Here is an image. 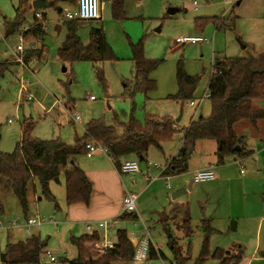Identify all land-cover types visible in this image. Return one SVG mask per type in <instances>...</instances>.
Here are the masks:
<instances>
[{
	"label": "rangeland",
	"instance_id": "obj_1",
	"mask_svg": "<svg viewBox=\"0 0 264 264\" xmlns=\"http://www.w3.org/2000/svg\"><path fill=\"white\" fill-rule=\"evenodd\" d=\"M33 1L0 0V22L2 18L13 19L15 9L20 6L25 9L31 8L27 9V20L32 21L37 12L28 6H31ZM48 1H55L54 7L38 11L45 15L46 19L42 20L45 28L43 39L40 40L43 55L39 58L36 68L38 71L36 80L28 76L32 83L28 88L32 101L21 99L20 84L13 70L11 74H6L0 79V151L3 153H12L20 142V126L24 121H28L26 125H33L32 136L37 140H63L68 145L74 143L76 135L83 134L84 127L92 119H104L108 125H113L114 114L123 121L130 114L140 121L144 120L146 115L157 118L168 116L176 121L182 113L177 122V129L186 130L190 123L198 120L201 115L209 114L210 103L207 99L198 109L191 108L189 102L195 101L198 105L199 100L207 95L213 58L252 56L259 60L264 59V0H196L198 3L196 8L193 6L194 0H122L124 14L119 21L112 18V0H104L103 9L107 10V19L100 22H84L78 33L82 43L87 44L90 28L102 26L107 43L120 60L106 62L102 66L89 62L70 64L61 61L58 50L63 48V44L57 39V33L53 32V28L59 26L64 29L62 40L67 39L68 29L63 25V13L59 14L57 9L75 14L77 3L74 6L60 0ZM170 9H177L179 12L169 17L167 14ZM199 18H217L224 24L232 26L226 30H216L211 26L198 32L194 24ZM53 20L55 21L52 22ZM58 21L59 24L56 23ZM27 24L29 25L25 22L21 29L27 27ZM158 29L160 32H156ZM5 34L3 27L0 29V59L13 61L14 55L8 46L17 43V35H11L6 39ZM185 37H205L212 42L201 45L176 44L177 39ZM140 40H143L144 55L147 59L162 61L151 74V79L156 82V90L148 94V100L141 91L136 90L135 65L131 61L130 42L136 44ZM238 40L244 45H251V48L243 50ZM29 42L27 40V43ZM98 68H102L104 72L107 93H104L97 82ZM179 68L187 76L201 77L190 99H173L174 93H181L177 84ZM90 98L94 100L90 101ZM69 100L73 107L72 111L65 108ZM259 106L264 107V102ZM75 115L80 117L78 124L74 121ZM263 127L264 123L260 124L258 129H254L247 122H241L236 128L238 134L246 138V150L255 153L254 159L250 161L244 160L234 165V158H229L223 166H218L213 159L214 151L216 152L213 141L197 142L190 155L195 165L205 164L208 159L214 166L215 174L220 172L221 175L226 174L227 178L232 179L237 176V191L230 185L219 186V180L215 182L218 179L217 175V179L200 184L192 183L194 173L190 171L168 179L160 175V170L156 169V166L163 167L166 159L177 156L184 140L182 133H177L173 141L162 143L161 151L151 148L147 155V164L139 163L140 172L144 173L146 168L149 173L157 170L159 175L156 172V175L151 176L158 175L162 179L151 180L150 176L149 183L139 172L136 183L130 185L128 179L121 176L123 183L130 185L131 189L133 188L132 192L138 196L137 213L134 215L136 219L121 221L112 218L107 221L102 220V215L96 212L95 219L89 222H95L94 220L112 222L113 229L107 235V240L111 243L116 241L117 230L123 228L137 246L139 238L147 231L151 237V246L156 251L161 250L168 261L148 258L145 261L132 260L115 264H171L172 256L167 248L168 237L183 247L184 255L187 254V245H191V256L188 254L186 259L190 260L187 264H194L201 253L205 238L203 223L209 220L212 221L213 228L222 232V235L210 236L209 253L212 254L217 247L221 248L226 239L235 234L232 223L237 222L227 219V201L237 204V220L240 222L237 236L243 235L247 243L242 249L240 264H264V256H261L264 254V221L259 223L260 218L264 217V188L261 191V183L258 186L256 182L248 179L254 176L255 167L258 171L261 170L258 174H264L262 166L264 153H261L264 151V142L255 136ZM96 155L88 161L83 153L74 159L75 164L79 161L83 168L97 167L99 171L105 170L104 165L107 161L102 158L103 153ZM241 170L244 171V176L240 174ZM246 177L247 183L244 182ZM190 184L191 190H188ZM92 185H96L95 181ZM48 188L55 198L57 208L42 195V187L37 179L29 183L28 216L30 218L38 215L44 224L40 229H32L29 234L21 229L12 232L0 230V264H3L1 256L5 253L8 242L17 243L32 236L47 239L44 254L49 252L58 260L52 264H73L72 261L77 258V250L70 240L72 237L80 238L89 232L81 223L71 227L66 222L71 221L74 214L67 217L68 207L71 206L66 203L64 175L61 174L57 182L55 179L50 182ZM179 191L186 192L173 199L172 196ZM93 192V195H97L96 191ZM3 204L5 213L0 216V222L20 221L23 218V211L12 196H3ZM120 211L122 212V203ZM211 217L216 219L213 220ZM186 218L190 221L188 227L184 225ZM95 231L102 234L97 228ZM167 232L170 234L167 235ZM136 233L138 237L135 236ZM215 237L219 239V243L213 246L212 241ZM41 262L48 263L46 255L41 257ZM204 264L218 262L209 260Z\"/></svg>",
	"mask_w": 264,
	"mask_h": 264
},
{
	"label": "trees",
	"instance_id": "obj_2",
	"mask_svg": "<svg viewBox=\"0 0 264 264\" xmlns=\"http://www.w3.org/2000/svg\"><path fill=\"white\" fill-rule=\"evenodd\" d=\"M64 3L76 5V0H62ZM31 8L19 7L15 11L14 19L4 20L6 39L11 35L23 31L22 25L27 22V12ZM112 18L119 21L124 14L122 0H112ZM99 21L100 20H96ZM218 21V22H217ZM34 24L30 31L25 32L36 40L43 39V26L33 18ZM85 21H68L67 47L59 49L58 55L63 63L89 62L102 66L106 62H119L113 50L106 41L102 26L90 28L88 43L80 40L78 33ZM93 22V21H89ZM95 22V21H94ZM216 25V26H215ZM195 26L203 30L208 26H215L216 30L227 29L232 24H224L217 18L196 20ZM243 50L251 48L238 40ZM131 61L135 65L136 90L141 91L145 99L148 94L156 90V82L151 79V74L162 64L160 60L147 59L144 55L143 40L133 44L130 42ZM38 53V52H37ZM40 58L41 52L37 54ZM215 57V56H214ZM6 74H11V64L0 61V79ZM199 77L187 76L181 68L177 74V84L180 88V97L190 99L196 90ZM96 79L104 93L108 86L102 68L96 71ZM69 97L68 89H66ZM208 101L210 115L206 118L199 117L191 122L186 130L179 131L177 123L171 117L157 118L146 115L140 121L133 114L123 121L117 114L113 115V125H108L104 119H92L84 127L81 136L74 137L72 145L62 140L40 141L32 136L33 125L21 124V141L15 146L12 153L0 151V216L5 213L3 196L13 197L23 211V217L28 216V190L29 183L37 179L42 187V195L46 200L53 202L57 208L55 198L49 191L48 185L63 174L65 179V198L68 206L83 204L89 206L92 194V184L83 170L75 164V158L85 154L87 143L93 142L103 149L114 168L120 174L123 161L141 158L147 162V155L151 148L161 151V144L173 141L177 133H182L183 144L175 158L166 161L167 168L161 174L169 178L184 174L188 171L189 157L199 141H213L216 145V164L223 166L229 158L248 160L254 152L246 150V138L237 132L241 122H247L252 128L258 129L264 123V107L259 106L264 102V59L255 57H234L213 59L212 73L208 84ZM70 100L65 108L72 111ZM258 140L264 142V127L255 133ZM238 148V150H236ZM139 162V161H138ZM147 164V163H146ZM264 200V196H263ZM183 212V211H182ZM181 212V213H182ZM178 214V213H177ZM133 215L120 214L117 220L136 219ZM189 218L184 225L189 226ZM204 241L199 257L194 264H204L215 260L218 264H240L243 251L240 249L224 250L217 248L209 253V239L214 231L209 222L203 223ZM189 237V236H188ZM167 248L172 256L171 264H187V255H190L191 245H187V254H183V247L173 239H169ZM71 244L76 248L78 256L73 264H115L134 260L136 243L130 238L125 229L116 232V241L112 248H103V235L94 232L80 238H71ZM47 246V239L32 236L24 241L8 242L5 248V262L3 264H40L41 257ZM191 256V255H190ZM148 258L151 260L168 261L164 253L156 251L150 246ZM58 261V260H57ZM68 262V261H65Z\"/></svg>",
	"mask_w": 264,
	"mask_h": 264
},
{
	"label": "built area",
	"instance_id": "obj_3",
	"mask_svg": "<svg viewBox=\"0 0 264 264\" xmlns=\"http://www.w3.org/2000/svg\"><path fill=\"white\" fill-rule=\"evenodd\" d=\"M237 1V0H235ZM76 13L73 14L68 10L63 12V17L66 21H96L100 19L102 3L101 0H77L76 1ZM194 8L198 7V3L196 0L193 2ZM36 20H42V16L40 13L35 15ZM4 27V23L0 22V29ZM29 31L28 29H23V31L17 35V43L10 44L8 46L10 52L14 55V60L9 59H0V61L8 62L11 64V70H13L14 76L17 77L19 84H20V96L21 99H25L27 101H32V96L29 93V87L31 86V81L29 77H32L36 80L37 74V66H38V53L40 48L37 42L34 40L33 42L27 43L29 36L26 35L25 32ZM212 40L205 38V37H185L177 39V45H201V44H210ZM38 52V53H37ZM29 76V77H28ZM209 95H204L200 100L199 104L195 101H190L189 106L191 108L200 107L202 102L205 99H208ZM174 100H181L180 93H175L173 96ZM94 98H90V101H93ZM75 123L80 122V117L75 115L74 119ZM101 149L97 144L90 142L87 143L85 146V156L86 158H92L97 152ZM104 151V150H103ZM167 166H156V169L160 170V175L165 171ZM140 172L139 162L137 159H127L123 161L121 166L120 174L122 177H126L129 181L130 185H134L137 181V175ZM241 174L244 173L243 170L240 171ZM146 178L149 179V175L145 174ZM216 178V174L214 173L213 168L203 169L197 171L194 176L192 182L194 184H200L204 182L213 181ZM168 179V178H166ZM137 200L138 197L131 193L130 190H125L123 199H122V212L121 214H128L133 215L137 213ZM24 218V217H23ZM20 221H10L7 223L0 222V230H4L7 232H12L14 230L21 229L25 233L29 234L32 232V229L37 228L40 229L41 226L44 224V221L37 215L36 217H27ZM86 230L89 234L96 232L95 228L100 230L103 235V248H112L113 243L107 240V235H109L110 231L113 229L112 222H99L97 225L87 224L85 226ZM145 231V230H144ZM138 234L136 233L135 236ZM138 237V236H137ZM152 244L150 234L145 231L142 236L139 238L135 254L134 260L137 261H145L148 259L149 249ZM48 258L47 264L56 263L57 259L49 252L45 254ZM40 264H44L40 261Z\"/></svg>",
	"mask_w": 264,
	"mask_h": 264
},
{
	"label": "crops",
	"instance_id": "obj_4",
	"mask_svg": "<svg viewBox=\"0 0 264 264\" xmlns=\"http://www.w3.org/2000/svg\"><path fill=\"white\" fill-rule=\"evenodd\" d=\"M60 1H62V0H60ZM103 1L104 0H101L102 8H101V14H100V19H99L100 21H104L105 19H107L106 15L108 14L107 13V10L105 8L103 9ZM51 2H53V1H51ZM54 2H53V6L52 7H54V5H55ZM20 7H22V6H20ZM28 7H32V6H28ZM18 8H16L15 11ZM36 12L39 13L38 11H36ZM57 12L59 14H62L63 13L62 11H60L58 9H57ZM177 12H179V11H177ZM37 13H35V15ZM0 14H1V12H0ZM41 16H42V20L43 19L44 20L46 19V16L45 15H42L41 14ZM167 16H169V15H167ZM33 18L35 19V17H33ZM4 20L10 21L12 19L11 18H8V17L7 18H2V21L1 22L4 23ZM42 20H36V21H38V23H42L43 30L45 31L44 21L42 22ZM63 20H64V22H63L64 24L63 25H65L68 21H66L64 19V17H63ZM32 21H30V20L28 21L27 20V23H29V25L27 24L28 26L25 27L24 29H28L30 31L31 27L34 24ZM54 21L55 20H53L52 22H54ZM56 23L59 24V21L56 22ZM194 26H195V24H194ZM215 26H212L213 29H216ZM208 27H211V26H208ZM195 29L199 32V30L197 29L196 26H195ZM205 29L206 28H204L203 30H205ZM53 32L54 33H57V39H59V42L60 43L62 42L61 44H63V48L62 49H65L67 47V39L64 40V38H63V40H62V36H63L62 34H64V29H61L58 26L57 28H53ZM28 40L31 41V42H33L35 40L37 42V44H38V46L40 48V52H41L40 58H42L43 50H42V44H41L40 40H36L32 36H29ZM212 64H213V61H212ZM209 115H210V111H209V114L207 116H202L201 115L200 117L206 118ZM20 138H21V132H20ZM20 141H21V139H20ZM97 153L98 154L99 153H103V155H101V156H103L102 158H105V160L107 161V164L104 165L105 170L99 171L100 169L97 168V167L90 168V169L83 168V167L80 166L81 164H79V161L77 163L78 167L81 170H83L84 173L86 174V176L89 179L90 183L92 184L93 181H95L96 185H92V192L93 191H96L97 195H93L94 192L91 194V201H90L89 206H85L83 204H76V205H72L71 207H68V215H67V217H69L70 214H74V218L71 221L66 220L67 224L69 226H71V227L78 226V225H80V223L83 226V228H85V226L87 224L95 225V223H97L99 221H97V222H96V220H94L95 222H89V221H92L93 219H95V213L96 212H99L102 215L101 216L102 220H107L108 221V220H110L112 218H115L116 219L119 216V214H121L120 213L121 212L120 211L121 210V203H122L121 201H122V198L124 196L125 190L128 189V190L131 191V193H133L132 192L133 191V188L131 189V186L130 185H128V184L126 185L121 180V174H119L116 171V169L114 168L113 163L109 159L107 153L105 151H103V150H99ZM215 153L216 152L214 151L213 159L216 162ZM261 153L263 154L264 151H262ZM85 158H86V156H85ZM93 158H94V156L92 158H90V160H92ZM170 159H171V157L169 158V160ZM231 159H233V158H231ZM251 159H254V157L248 159V161H250ZM86 160L90 161L89 158H86ZM233 160H234L233 161L234 162V165L238 164V162H244V160H237V158H234ZM166 161H168V159H166ZM262 166H264V163H263ZM208 168H214L213 164L212 163H209V160L208 159H206L205 164L195 165L194 162H193L192 156L189 157L188 171L187 172L190 171L191 173H194L195 174L197 171H200V170H203V169H208ZM155 171L158 172L157 170H155ZM156 172L149 173L148 168H146V171L144 173L143 172H140V173L143 175L144 179L147 182L150 183L151 180L162 179L160 176H158L159 175V172H158V175L157 176H155V177H152L151 176V175H156L157 174ZM258 172H261V170L258 171L257 167H255V169L253 171L254 176L252 178L251 177H248V179L250 181H252L253 183L256 182V185H258V186H259V183H261V191H263V188H264V174H258ZM145 173H147L149 176H151L152 179L150 180V179L146 178ZM216 175H217V178L218 179L216 178L217 180L215 182H217L219 180V183H218L219 186L223 187L225 185H230V187L232 186V189H234V187H235V189L237 191V176L234 179H232V178H227L226 174L221 175L220 172H219V174H216ZM241 175L244 176L245 173H243ZM244 182L247 183V177L244 178ZM167 186H169V185H166V187ZM253 188H255V187H253ZM255 189H258V188H255ZM259 192H260V190H259ZM226 211H227V219H228V221L229 220L230 221L234 220L237 223L235 224L236 225L235 226V230H233L235 232V234L234 235H231L229 237V239H226L225 243L221 244V249H224V250H234V251L236 249L237 250L238 249L242 250L245 247V245H247V243H246L245 237L243 235L237 236V231L239 230V227H240V222H239V220H237V204H233L232 202L227 201L226 202ZM211 219L214 220V219H216V217H211ZM263 221H264V217H261L260 220H259V223H261V222L263 223ZM209 224H210V227L214 231H217V232L220 231V230H217V229H215V228L212 227V221L211 220H209ZM220 232L218 234L222 235V232L221 233ZM113 243H115V242H113ZM216 243H219V239L215 237V239L212 241V245L215 246ZM217 248H219V247H217Z\"/></svg>",
	"mask_w": 264,
	"mask_h": 264
},
{
	"label": "water",
	"instance_id": "obj_5",
	"mask_svg": "<svg viewBox=\"0 0 264 264\" xmlns=\"http://www.w3.org/2000/svg\"><path fill=\"white\" fill-rule=\"evenodd\" d=\"M31 6H32V9H33V10H35V11H39V10H41V9L51 8V7L53 6V2H49V1H47V0H34V1L32 2V4H31ZM177 11H178V10H176V9H170V10L168 11V14H167V15L172 16V15L176 14ZM156 32H160V30L158 29ZM240 45H241V44H240ZM241 47H242V49L244 48V46H241ZM64 71H66V69H64ZM181 115H182V113L180 114V117L175 121L176 123L180 120ZM236 150H238V148H236ZM138 161H139V163H143V160H142L141 158H138ZM57 181H58V179H56V182H57ZM188 190H191V184H190ZM184 192H186V191H179V192H177L176 194H174V195L172 196V198L175 199V198L179 197L181 194H183ZM235 226H236L235 223H232V229H233V230H235ZM169 234H170V233L167 232V235H169ZM261 256H264V255L261 254ZM1 259H2V262L4 263V262H5V254H3V255L1 256Z\"/></svg>",
	"mask_w": 264,
	"mask_h": 264
}]
</instances>
